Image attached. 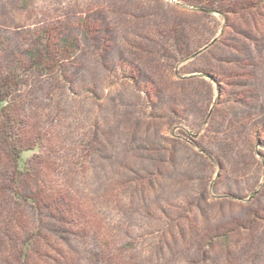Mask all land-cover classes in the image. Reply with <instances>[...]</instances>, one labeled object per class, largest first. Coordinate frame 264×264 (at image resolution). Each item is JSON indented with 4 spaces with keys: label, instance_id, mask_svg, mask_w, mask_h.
Segmentation results:
<instances>
[{
    "label": "rangeland",
    "instance_id": "obj_1",
    "mask_svg": "<svg viewBox=\"0 0 264 264\" xmlns=\"http://www.w3.org/2000/svg\"><path fill=\"white\" fill-rule=\"evenodd\" d=\"M0 92V264H264V0H0Z\"/></svg>",
    "mask_w": 264,
    "mask_h": 264
},
{
    "label": "trees",
    "instance_id": "obj_2",
    "mask_svg": "<svg viewBox=\"0 0 264 264\" xmlns=\"http://www.w3.org/2000/svg\"><path fill=\"white\" fill-rule=\"evenodd\" d=\"M2 94V92H0V95ZM0 101H1V106L0 107H2L3 106V103H4V97L3 98H1L0 97ZM3 126H4V131H3V135L6 133V128H8L9 127V122H8V120H5V121H3ZM7 144L9 145V148H10V153H11V158H10V161H11V167H12V170H20L19 168H24L25 167V165H26V158L24 157V154H25V152H27L28 150V148H24L23 150H21V152H20V150H17L16 152H15V146L16 145H13V143L12 142H10V141H7ZM14 154V155H13Z\"/></svg>",
    "mask_w": 264,
    "mask_h": 264
}]
</instances>
